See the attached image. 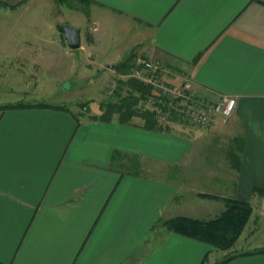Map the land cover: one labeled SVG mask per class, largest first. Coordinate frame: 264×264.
<instances>
[{
    "label": "crops",
    "instance_id": "crops-1",
    "mask_svg": "<svg viewBox=\"0 0 264 264\" xmlns=\"http://www.w3.org/2000/svg\"><path fill=\"white\" fill-rule=\"evenodd\" d=\"M0 1L7 3L0 5V84L35 94L19 63L50 62L51 52L27 47L50 49L53 40L19 37L21 10L34 0ZM78 1L90 12L79 49L91 61L119 73L115 65L130 55L151 58L169 82L190 79L207 99L231 95L237 107L209 128L159 122L149 129L140 116L121 122L119 114L104 120L71 107L3 109L0 101V264H202L206 255L205 264H215L219 252H251L226 264H264L257 252L264 249L257 192L264 190V0ZM237 137L240 169L213 165V140ZM199 194L251 203L234 249L215 250L164 227L173 217L210 219L225 210Z\"/></svg>",
    "mask_w": 264,
    "mask_h": 264
},
{
    "label": "rangeland",
    "instance_id": "rangeland-1",
    "mask_svg": "<svg viewBox=\"0 0 264 264\" xmlns=\"http://www.w3.org/2000/svg\"><path fill=\"white\" fill-rule=\"evenodd\" d=\"M34 1L35 2L30 5L29 9L21 10L19 37L21 39H30L32 41L37 40L38 37L51 38L53 44L50 49L48 46H28L27 48L36 50L35 54H42L43 49H45L46 52H51L52 60L50 62H42L38 58L39 56H36V60L34 61H20L19 66L21 72H23L24 75L33 78V81L37 84V92L35 94H19L16 88L14 91H7L6 86H8L9 83L7 80H4L3 83L0 84V101H6V104L3 105V107L10 104H33L34 102L36 104L47 103L59 105V93H62L64 89L67 88L68 101L63 104L64 106L71 107L75 111H78V113L87 114L95 112L97 113V116H101L106 109H108L110 104L119 101L127 94V86H120L119 83L121 79H128L130 74L121 75L103 62L97 60L91 61V58L89 59L85 54L86 52L82 51V49L75 50L68 47L65 38L59 32L58 26L62 24H70L73 27L79 28L81 30L82 41L86 42V38H88V30L91 28L90 12L87 9V6H84L78 0ZM49 22L51 23L50 28L48 26ZM89 32H92V29ZM21 77L24 76L21 74ZM23 82L25 81H22L21 83ZM50 86L56 94L48 95ZM222 95H219V97ZM15 100L17 102H14ZM149 104L150 103L146 101V103L141 106L142 109L149 107ZM138 106L140 107V105ZM170 122H175L176 124L180 123L182 125L186 124V126L190 127L196 126L188 121L180 119L172 120ZM213 141L212 147L207 150L209 153L211 152L210 160L213 161V165H231L228 153L231 150H238L234 139L224 142L222 139L216 138ZM240 152L241 151H238L237 153L240 154ZM202 195L203 194H199V196L205 198ZM224 211L225 210L220 214L212 216L210 219L219 217ZM214 212H216V210ZM195 219L201 218L196 217ZM213 249L218 250L214 247ZM232 254H234V252H219V259L215 263L222 261Z\"/></svg>",
    "mask_w": 264,
    "mask_h": 264
},
{
    "label": "trees",
    "instance_id": "trees-1",
    "mask_svg": "<svg viewBox=\"0 0 264 264\" xmlns=\"http://www.w3.org/2000/svg\"><path fill=\"white\" fill-rule=\"evenodd\" d=\"M0 5L7 6V3L0 1ZM13 8H16V6ZM133 59L134 55H130L125 60L116 64L114 68L117 69L119 73L129 74L134 65ZM119 84L120 86H127V94L119 101L110 104L108 109H106L101 116H92V118L110 120L112 115L117 113L119 114V120L121 122H129L133 117L140 116L145 120V127L149 129L158 127L160 124L157 119L156 111L150 107H146L145 109H142L141 107L151 95V87L134 77H129L126 80L121 79ZM138 105H140V107ZM25 107H53L57 109H67L64 105H52L47 103L10 104L3 107V109ZM234 142L237 144L236 147L238 150H231L228 153V158L232 167L240 169L241 158L237 152L242 150L244 141L237 137L234 138ZM257 192L264 197V190L257 189ZM202 196L223 201L226 207L225 211L219 217L210 220L195 219L184 216L173 217L163 222L164 227L178 234L203 241L218 250H229L233 248L251 216V204L247 200L232 197H222L210 194H203ZM257 252L264 253V249ZM247 254H251V252L234 253L215 264H226L239 256ZM207 259L208 255L205 256L202 264H205Z\"/></svg>",
    "mask_w": 264,
    "mask_h": 264
},
{
    "label": "built area",
    "instance_id": "built-area-1",
    "mask_svg": "<svg viewBox=\"0 0 264 264\" xmlns=\"http://www.w3.org/2000/svg\"><path fill=\"white\" fill-rule=\"evenodd\" d=\"M129 74L151 87L147 102L163 124L180 119L207 128L219 119H228L237 107V98L231 95L207 99L198 93L190 79L179 84L169 82L161 63L151 58L135 59Z\"/></svg>",
    "mask_w": 264,
    "mask_h": 264
},
{
    "label": "water",
    "instance_id": "water-1",
    "mask_svg": "<svg viewBox=\"0 0 264 264\" xmlns=\"http://www.w3.org/2000/svg\"><path fill=\"white\" fill-rule=\"evenodd\" d=\"M59 32L63 34L69 48L79 49L82 46V35L79 28L70 24H62L58 26Z\"/></svg>",
    "mask_w": 264,
    "mask_h": 264
}]
</instances>
